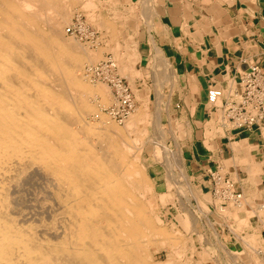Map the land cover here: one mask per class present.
I'll return each mask as SVG.
<instances>
[{"label": "bare ground", "instance_id": "6f19581e", "mask_svg": "<svg viewBox=\"0 0 264 264\" xmlns=\"http://www.w3.org/2000/svg\"><path fill=\"white\" fill-rule=\"evenodd\" d=\"M83 1V7L95 13L98 6L96 0H0V264H176L178 260L180 263L190 264L188 261L191 260H187L185 256L187 249L182 239L178 240L181 245L173 243L175 238L172 233L176 230L171 233L162 227L157 218L158 213L150 212L156 205L149 200L153 182L151 183L144 173L143 165L138 163L139 154L143 150L138 145L150 139L147 125L150 120V99L147 93L135 90L142 107L135 109L134 102L133 111L122 122H117L110 114L105 116L95 104L102 107L108 103V85L98 80L93 81L90 77L93 68L112 58H101L102 61L97 62L101 51L87 52L88 50L82 48V43L78 44L79 40L75 42L73 38L70 41L63 36V27L70 22L74 7ZM142 5L143 3L141 7ZM138 8L136 5L130 10L133 17L140 16ZM149 13L151 15V12H148V15ZM149 21L151 23V20ZM146 22L144 19V23L148 24V20ZM136 23H139L138 19ZM108 25L107 22H102L99 29ZM135 26L138 29V24ZM166 29L168 30V27ZM81 30L86 29L82 26ZM110 38L109 36L108 42ZM115 49L116 57L121 50L117 47ZM156 53L158 58L156 57L154 65L158 64L160 68V65L166 62L159 51ZM114 55L112 60L116 68L115 73L120 78L125 77L121 75L122 72L128 76L127 80L133 83L141 76L137 69H119ZM125 56L131 66L136 64L139 67V58H134L131 53ZM79 71H83V74L80 75ZM162 78L164 79L159 77L160 80ZM159 79L156 78V81ZM162 81L164 80H161V83ZM89 82L95 85H90ZM96 84H104L106 87ZM157 84L159 85V82ZM235 84L236 82L229 85V89L237 86ZM217 86L214 84L211 88H219ZM160 90L159 87L155 90L156 95L160 96L158 106H161L162 99L165 100ZM132 93L134 98L133 90ZM155 106L153 108H156ZM157 108L154 113L161 132L163 128L160 124V109ZM88 116L95 122L92 123ZM211 121V125L206 123V133L207 137L214 138L218 125ZM140 124L144 126L142 128L141 125V129L138 127ZM119 125L122 127H118ZM130 131L134 132L133 137L136 136L132 140L129 139ZM250 131L262 132L264 135V126L254 125L248 132ZM163 132L167 136V132ZM163 132L160 134L165 139ZM175 132L172 128L169 133L172 134L175 144L179 145ZM189 134L190 132H185L182 136L187 139ZM245 141L247 142V139ZM154 145L166 154L163 168H168L169 173L164 172L165 176L172 174L175 179H187L185 185L191 186L190 191L193 192L194 199L198 195L203 196L204 192L191 182L189 174L185 172L187 170L179 164L180 161L172 163L169 160V153L172 157H178L179 154L181 158V151L174 154L165 149L166 145L162 148L159 143ZM240 156L238 152L234 154L233 166L244 164L247 168L246 175L251 178L261 173L262 168L258 165L256 153L252 154V162ZM233 161L229 159L227 162ZM173 182L174 179L172 182L167 180L166 187L170 189L172 184L177 183ZM165 195L166 200L172 199L171 194ZM197 200L202 202L200 198ZM255 203V197L250 196L249 200L243 195L240 203L233 202L230 204L231 208L229 206L224 210L223 215L227 216L225 221L231 222L230 227L234 232L241 233L247 229L250 219L254 216L259 225L264 220V205ZM217 205V201L211 202L209 207L213 206L215 210L209 212L215 215ZM243 211L245 216H239V212L241 214ZM202 214L206 216L205 209ZM183 215L182 222H187L186 225L192 227L195 217L187 213ZM175 236L178 237L176 234ZM259 238L253 234L247 240H241L242 245L246 246V255L251 264H264V248L257 244ZM166 244L170 247L168 258L164 262L152 261L151 252L162 245L165 247ZM226 253H231V257L236 260L235 253ZM201 254L203 260L200 259L194 264L208 263L205 261L208 252L204 250ZM212 260L213 262L209 261L208 264H214L215 260L220 263L221 256L217 255ZM238 261H233L232 264H243Z\"/></svg>", "mask_w": 264, "mask_h": 264}, {"label": "crops", "instance_id": "0c3cea01", "mask_svg": "<svg viewBox=\"0 0 264 264\" xmlns=\"http://www.w3.org/2000/svg\"><path fill=\"white\" fill-rule=\"evenodd\" d=\"M142 1L120 0L119 4V8L126 9V11L137 5L141 12L139 16L141 23H136L139 25L136 29L137 32H132L133 47L140 58L139 67L136 68L141 73L140 78L133 81L134 86L138 91L145 93H148V89H150L152 94L149 93V101L153 100V102L157 101L155 98L156 88L161 89V94L165 98L161 106L165 108L160 113V122L167 132L166 143L172 145L176 153L181 151L179 164L185 167L189 176L192 177L193 184H203L206 194H209L210 186L206 181L207 173L210 170L224 169L227 177L230 179L236 177L233 181L237 191L244 195V191L250 188L245 180L246 173L238 169L237 166H233L235 163L232 158L238 152V155H241L240 158L252 161V154L256 153L259 161L263 162L264 135L262 132L224 131V138H221L218 133L216 137L208 138L206 123L213 120L214 125H220L218 124L217 115L219 114L217 111L214 112V109L208 108L207 91L214 84L228 90L232 80L238 79L239 74L241 75L249 65L256 64L260 68H264V0ZM141 3L143 5L146 3L144 6L142 5L143 8ZM148 12H151L150 16ZM144 19L145 22L148 20V24L144 23ZM135 22L132 20L133 24ZM156 51L160 52L166 62L163 64L164 66L161 64L160 68L154 66L157 60ZM169 67L172 69L170 70ZM156 71H160V74ZM154 76L158 79L164 77L161 79L164 81L161 83L159 79L158 85ZM127 83H129L128 80ZM167 97L169 98L167 99ZM166 101L168 104H165ZM157 102L159 105L160 101ZM172 128L179 138V145L175 144L172 134L169 133ZM186 130L190 134L187 139L186 137L184 139L182 135H185ZM244 139H247L248 144L243 142ZM231 141L240 142V148L234 150L231 147ZM206 146H209L210 149ZM257 148L258 151L255 150ZM182 155L185 158H182ZM227 159L233 162L227 163ZM157 167L159 168L158 165ZM262 168L264 169V166ZM158 175V177L161 176V174ZM255 181L259 183L257 178ZM262 196L264 198V195ZM238 215L245 216L240 212Z\"/></svg>", "mask_w": 264, "mask_h": 264}, {"label": "rangeland", "instance_id": "374dc122", "mask_svg": "<svg viewBox=\"0 0 264 264\" xmlns=\"http://www.w3.org/2000/svg\"><path fill=\"white\" fill-rule=\"evenodd\" d=\"M122 2V1H121ZM120 0H96L95 3L98 5L97 8L95 9V13L93 11H90L89 9H86L85 7H83V3L84 1L81 3V4H77L75 7H74V10H73V16H71V19L69 20L70 22H72V24H70V22H68L64 27H63V36L64 38L67 40H72L73 38V41L77 42L78 40V44L81 45L82 43V48L83 49H86L88 50L87 52H100L101 51V57H99L100 59L97 61V62H101L102 59L101 58H112L113 59V55L115 53V48L117 47L118 49H120V53L119 55H117L115 57L114 55V59L116 60L117 64H118V67L119 69H122L124 70L123 67H129L130 69L133 68V69H137L138 71V68H136V64L135 66H131V62H127V58L125 55L127 53H131V55L134 57V58H139V55L137 54V52L135 51V48L133 47V43H132V32H137L136 31V24H131L132 23V20L134 21H138L140 20L139 18L140 17H137V15L135 17H133L131 14H130V10L126 11V9H121L119 8V4L121 3ZM100 4V5H99ZM78 6V8H77ZM82 7V8H81ZM102 7V9H101ZM80 8V10H79ZM84 8V9H83ZM83 9V10H82ZM99 9V11H98ZM111 10V11H110ZM80 11V12H79ZM108 11V12H107ZM129 12V13H128ZM78 13V14H77ZM85 13V14H84ZM92 13V15H91ZM75 14V15H74ZM83 14V15H82ZM97 14V16H96ZM107 14V15H106ZM89 15V16H88ZM104 15V16H103ZM87 16V17H86ZM100 16V18L98 17ZM79 17V18H78ZM95 19H94V18ZM107 17V18H106ZM75 18H78V19H75ZM89 18V19H88ZM85 19V20H84ZM94 19V21H93ZM104 20V21H103ZM107 20V21H106ZM74 21V22H73ZM81 21V22H80ZM130 21V22H129ZM87 22V23H86ZM90 24H89V23ZM102 22H107L109 25L106 26V27H101V30L99 29L100 27V23ZM113 22V23H111ZM75 25H74V24ZM128 23V24H127ZM141 23V21H139V24ZM81 26H84V29L86 30H82L83 32H81L78 28V25ZM84 24V25H83ZM97 24V25H96ZM123 24V25H122ZM68 25V27H67ZM130 25V26H129ZM132 25V26H131ZM76 26V27H75ZM110 26V28H109ZM135 27V28H134ZM139 27V25H138ZM65 28V29H64ZM74 28V29H72ZM107 28L108 30L106 31ZM115 28V29H114ZM98 29V30H97ZM66 30V31H65ZM67 30H70L69 32ZM74 30V31H73ZM135 30V31H134ZM116 31V32H115ZM66 32V33H65ZM102 32V33H101ZM109 34H108V33ZM115 32V33H114ZM114 33V34H113ZM68 34V36L66 35ZM75 34V35H74ZM104 36H103V35ZM106 34V35H105ZM108 34V35H107ZM118 36H116V35ZM109 36L111 37L110 38V41L112 43H110V41L108 42L109 40ZM77 37V38H76ZM115 37V39H114ZM118 37V38H117ZM108 38V39H107ZM117 39V40H116ZM113 40H116V41H113ZM80 42V43H79ZM114 42L116 44H114ZM87 44V47H85V45ZM108 44V45H107ZM109 45L111 46V48H109ZM89 46V47H88ZM107 46V47H106ZM113 46V47H112ZM93 47V48H92ZM96 47H97V50H96ZM105 47V48H104ZM106 48H109L108 50ZM101 49V50H99ZM131 49V50H130ZM85 50V51H86ZM110 50V51H109ZM113 50V52H112ZM129 50V51H128ZM107 51H109L107 53ZM124 51V52H123ZM122 53V54H121ZM112 54V55H111ZM120 59V60H118ZM119 62V63H118ZM139 62H140V58H139ZM123 64V65H122ZM86 65V64H85ZM156 65V64H155ZM154 65V66H155ZM158 65V64H157ZM156 65V66H157ZM161 66V65H160ZM122 67V68H121ZM158 67V66H157ZM96 68V67H95ZM95 68H93L92 70L94 71ZM116 70V69H115ZM81 72L80 75L83 74V71H79ZM79 72H77L79 74ZM117 74V73H116ZM121 75H124L125 77L121 76ZM121 77L122 79H125L126 82H127V78L128 77L127 75L123 74L121 72ZM98 77V76H97ZM92 75L90 77L91 80L93 81H96V79H92ZM140 78V77H139ZM98 80H100L101 82H104L108 85V88L104 85V84H96V85H102V86H105L106 89L108 90V92L110 91V93H108L109 97H108V103L104 106H98L100 104H95L97 106V109L100 110L101 113H103L105 116L108 114L106 111L108 108H110L114 103L113 101H115L112 97V85L107 83L106 81H104L103 79L99 78L98 77ZM128 82L127 84H129L128 86H130L134 92V95H135V99H134V102H136V106H135V109H138V108H141L142 107V102L140 101V99H138L137 95L135 94V90H138L133 83H130V80L128 79ZM232 84L230 85H233L235 82L236 84L235 85H238V79H236L235 81L232 80ZM90 85H93L94 83H90ZM131 84V85H130ZM95 85V84H94ZM111 87V88H110ZM231 88V87H230ZM111 89V90H110ZM224 90H226L225 88H223ZM147 91V89H146ZM144 92V91H143ZM151 90L148 89V97L150 99V93ZM113 93V92H112ZM139 93H142V91H139ZM150 93V94H149ZM160 93H161V90H160ZM160 99V96L158 97V95H156V100L159 101ZM110 99V100H109ZM148 99V98H147ZM112 101V102H111ZM155 102L154 101V104H153V100L151 101H148V107H149V112H150V116H149V121L147 123L148 127H149V140L144 143V144H139L138 147H141V149L143 148V150L140 152L139 154V159H138V163L143 165V171L144 173L147 175L149 181L152 183L151 185L153 186L152 188V193H151V196L149 197L150 199V202L153 203L155 205V208L151 209L150 212H153V213H158L157 215V218H158V221L160 223V225L162 227H164L165 229H167L168 231H170L171 233L173 232V230H178L177 233L173 232L172 235L174 236L175 238V241L173 243H177L178 245H181L182 243H184V245H186V253H185V256H186V259L188 260H191V261H188L190 264H194L198 261H200L201 259V253H203V251H207L208 254L207 256L205 257V261H207L209 263V261L213 262L212 258H215V256H221V262L219 263L217 260H215L214 264H232L233 261H241V263L243 262V264H251L249 262V257H247L246 253H247V250H246V246L242 245V241L241 240H247L248 238H250L251 236H253V234H256L258 235L260 238H259V241L257 242V244L259 245L260 248H264V220H262L261 224L263 225H259L258 223V219L254 216L252 217V219L250 220V226L245 229L243 232L241 233H236L234 232L231 227H230V224H229V221H225L227 220V216L223 215L224 214V210L225 209H216V214L214 215L213 213L209 212L211 209L209 207L210 203L212 202L211 201V198L209 197V194H206V188L205 186H202L203 184L199 183V184H194L197 188H199L202 192H204V195L201 196V195H198L195 199L190 191V185H185V181L187 179H184V178H181L179 177L176 180L174 176L171 175H168V177L165 176V173L164 172H168V168L165 169V166L163 168V165H165V160H166V154L163 152L162 153V150L160 151V149L158 148H155L156 145H154V143H159L160 147L162 148L164 145H166L165 149L167 148L168 150L174 152L175 154V151L173 150V146L172 145H169L167 144L165 141H167L166 139H168V136L165 135V133L163 132L164 128L161 129V132L159 131L157 125L159 126L158 122L156 121V115L154 113V111H156L155 109L157 107H159L160 109V113L162 112L163 108L162 106H158V102ZM150 102V103H149ZM162 102H163V99H162ZM110 103V104H109ZM112 103V105H111ZM141 104V106H140ZM108 105V106H107ZM110 105V106H109ZM155 105L156 108H153ZM108 107V108H107ZM209 108V107H208ZM158 109V108H157ZM102 110V111H101ZM106 110V111H105ZM154 113V114H153ZM91 116V115H90ZM89 117V116H88ZM93 117V116H91ZM89 117L88 119H91L92 123L95 122V120H92V118ZM218 117V122H220L221 120V115L220 116H217ZM161 124V122H160ZM212 124V121H210L209 125ZM214 124V123H213ZM141 125L140 124L138 127L139 129H141ZM220 125V124H219ZM118 127H122V125H119ZM144 126L142 125V128ZM157 128V129H156ZM163 130V131H162ZM160 132L162 133L163 132V136L165 137V139L161 136L160 133H157ZM186 132H188L186 130ZM216 132V135L217 133L221 136V138H224L223 137V127H220L218 126L215 130ZM131 133V131H130ZM159 134V135H158ZM134 132L131 133L129 135V139L132 140L134 139L136 136H134ZM158 135V137H156ZM160 136V137H159ZM216 137V136H215ZM155 138V139H154ZM208 138H213V137H208ZM157 139V140H156ZM163 140L162 142H160L161 140ZM245 140V139H244ZM150 142V143H149ZM166 144H165V143ZM245 144H247L246 141H243ZM231 144V147L234 149V150H238L240 148V142H236V141H231L230 142ZM244 144V145H245ZM145 145V146H144ZM158 146V147H159ZM247 146V145H246ZM159 147V148H160ZM209 147V146H208ZM250 147V146H249ZM210 148V147H209ZM156 151L155 153L153 151ZM164 150V148H163ZM256 151H258L259 149H255ZM160 152V153H159ZM170 157H169V160H171V162L173 163L174 161L176 163H178L179 161V156L178 157H172L171 154L169 153ZM261 155V154H259ZM164 156V157H163ZM262 156V155H261ZM182 158H185L183 157L182 155ZM259 158V157H258ZM173 159V160H172ZM175 159V160H174ZM177 159V161H176ZM159 162V163H158ZM162 162V163H161ZM249 162H252V161H249ZM161 163V164H160ZM228 163V162H227ZM225 163V164H227ZM157 165L159 166V168L157 167ZM258 165L260 166V168H262L264 166V161L261 162L259 161L258 159ZM168 166V164H167ZM238 169H240L242 172H245L247 171V168L244 167V164H241V165H238L237 166ZM236 167V168H237ZM159 172H158V171ZM222 173H226V171H224V169H220ZM173 171H175V169H173ZM161 172V173H160ZM177 172V170H176ZM187 173V171H185ZM161 174L160 177H158L159 175L158 174ZM169 173V172H168ZM182 173V172H181ZM183 175H186L184 173H182ZM258 174V175H257ZM256 175H253V178L251 177H248L246 175V183L249 185V189H247L246 191H244V197L245 198H248L250 200V196H253L255 197L256 199V202L255 205H258L259 203H262V205H264V198L262 195H264V182H262V180H264V169L262 168L261 169V173H257ZM167 175V173H166ZM182 175V176H183ZM260 175V176H259ZM263 175V176H262ZM262 176V177H261ZM157 177V178H156ZM192 177L190 176V180L192 181L191 179ZM236 178V177H235ZM235 178L233 179L235 181ZM257 178V181H259V183H257L255 181V179ZM263 178V179H261ZM165 179V180H164ZM172 179V180H171ZM174 179V182H177L174 184H172V186H170V189H168L166 186V182L167 180H170L171 182L173 181ZM155 180H159V182H155ZM251 180V182H250ZM166 181V182H165ZM205 181V180H204ZM208 181V180H207ZM201 184V185H200ZM157 185V186H156ZM183 187H181V186ZM185 185V186H184ZM162 187V189H161ZM182 188V190H181ZM184 188V190H183ZM157 189V190H156ZM173 189V190H172ZM179 189V191H178ZM186 189V191H185ZM155 190V191H154ZM170 190V191H169ZM166 191V192H165ZM260 191V193H259ZM155 192V193H154ZM162 192V193H161ZM247 192V193H246ZM165 193L167 194H171L172 196V199L171 200H166V196ZM187 193V194H186ZM250 195H249V194ZM153 194V195H152ZM177 194L179 196H177ZM248 194V195H247ZM253 194V195H252ZM247 195V196H246ZM188 196V197H187ZM195 196V195H194ZM190 197V198H189ZM165 198V199H164ZM197 198H200L202 199V202L200 201H196ZM258 198V199H257ZM174 199V200H173ZM179 199V200H177ZM194 199V200H193ZM163 202V203H162ZM181 202V203H180ZM180 203V204H179ZM204 203V204H203ZM199 204V205H197ZM204 206H203V205ZM187 205V206H185ZM203 206V207H202ZM230 208L232 205H229ZM228 206V207H229ZM199 207V208H197ZM227 207V208H228ZM205 209V212H206V216H203L202 214V211L203 209ZM159 209V210H158ZM178 210V211H177ZM188 210V211H187ZM190 210V211H189ZM149 211V210H148ZM162 213H161V212ZM186 211V212H184ZM200 212V213H199ZM245 211H243L242 213H244ZM166 213V214H165ZM187 213L189 216L191 215V217L193 216V223H192V227H188L187 222L183 223L182 222V217H184L183 214ZM165 214V215H164ZM213 214V215H212ZM211 216V217H210ZM213 216V217H212ZM219 216V218H218ZM207 217V219H206ZM242 217V216H241ZM264 218V217H263ZM198 222H197V221ZM195 221V222H194ZM211 222V223H210ZM208 223L210 225H208ZM231 223V222H230ZM175 224V225H174ZM213 226V227H212ZM262 226V227H261ZM194 227V228H193ZM196 227V228H195ZM260 227V228H259ZM174 228V229H173ZM203 228V229H202ZM212 229V230H211ZM215 229V231H214ZM251 230V232H249ZM214 231V234L212 233ZM253 231V232H252ZM189 232V233H188ZM196 232V233H195ZM253 233V234H252ZM175 234L178 236L176 237ZM184 234V235H182ZM217 234V236L215 235ZM235 234V235H234ZM238 234V235H237ZM249 234V235H248ZM189 235V236H187ZM236 236V237H235ZM242 236V237H241ZM189 237V239H188ZM208 237V239H207ZM241 237V238H240ZM187 238V239H186ZM235 238V239H234ZM237 238L239 240H237ZM182 239V240H181ZM184 239V240H183ZM204 239V240H203ZM178 240H181V241H178ZM206 240H208V242H206ZM258 240V239H257ZM204 241V242H203ZM212 242V244H211ZM217 242V244H216ZM219 242V243H218ZM221 242V243H220ZM180 243V244H179ZM201 243V244H199ZM216 244V245H214ZM241 244V245H240ZM195 247H193V246ZM208 245V246H207ZM219 245V246H217ZM220 245H223L224 247H220ZM203 246V247H202ZM214 246V247H213ZM243 246V248H242ZM166 247V248H165ZM160 246L158 247L157 250L155 251H152V261H155V262H164L167 258H168V255H169V246L166 244V246ZM194 248V249H193ZM219 248V250H218ZM161 249V250H160ZM166 249V250H165ZM213 250V251H212ZM229 251V252H233L236 254V260L234 259V257H231L232 254L230 253L229 255L226 253V251ZM232 250V251H231ZM201 251V252H200ZM225 251V252H224ZM167 252V253H166ZM188 252V253H187ZM219 253V254H218ZM221 253V254H220ZM248 254V253H247ZM164 255V256H162ZM238 255V256H237ZM223 258V259H222ZM264 258V256H263ZM211 259V260H210ZM160 260V261H159ZM176 260V259H175ZM203 260V259H201ZM238 261V262H239ZM176 262V261H175ZM179 262V263H178ZM178 262L176 264H183V263H180V261L178 260ZM186 262V260H185ZM218 262V263H216ZM227 262V263H226ZM207 263V264H208Z\"/></svg>", "mask_w": 264, "mask_h": 264}, {"label": "built area", "instance_id": "2783aa9c", "mask_svg": "<svg viewBox=\"0 0 264 264\" xmlns=\"http://www.w3.org/2000/svg\"><path fill=\"white\" fill-rule=\"evenodd\" d=\"M78 27L83 32L82 26ZM115 69L111 59L101 62L91 72L96 80L99 77L113 86L115 101L107 113L117 122H122L133 111L135 103L131 88L125 79L115 73ZM238 80V85L227 91L221 88H210L207 91V104L221 115L218 124L223 127V132L249 131L257 124L264 126V68L256 64L249 65L239 74ZM207 174L209 197L213 203L217 201L216 209H226L233 202L240 203L243 195L237 191L233 179L220 169L210 170ZM210 209L215 210V207L210 206Z\"/></svg>", "mask_w": 264, "mask_h": 264}]
</instances>
